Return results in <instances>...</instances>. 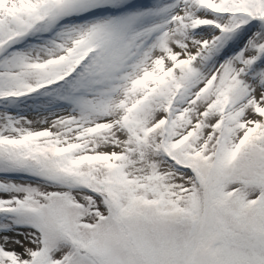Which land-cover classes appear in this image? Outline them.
I'll return each instance as SVG.
<instances>
[{
    "label": "snow or ice",
    "instance_id": "1",
    "mask_svg": "<svg viewBox=\"0 0 264 264\" xmlns=\"http://www.w3.org/2000/svg\"><path fill=\"white\" fill-rule=\"evenodd\" d=\"M0 264H264V0H0Z\"/></svg>",
    "mask_w": 264,
    "mask_h": 264
}]
</instances>
